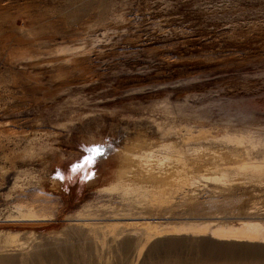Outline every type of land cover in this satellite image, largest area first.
<instances>
[{"label": "rangeland", "instance_id": "1", "mask_svg": "<svg viewBox=\"0 0 264 264\" xmlns=\"http://www.w3.org/2000/svg\"><path fill=\"white\" fill-rule=\"evenodd\" d=\"M171 143L191 162L264 157V0H0V259L264 264V245L209 236L157 238L142 251L136 236L121 249L127 237L106 227L116 217L264 223L261 174L198 180L146 212L130 192H107L128 153L163 156ZM89 148L102 155L73 172ZM19 205L47 220L7 221ZM12 233H23L15 244Z\"/></svg>", "mask_w": 264, "mask_h": 264}, {"label": "bare ground", "instance_id": "2", "mask_svg": "<svg viewBox=\"0 0 264 264\" xmlns=\"http://www.w3.org/2000/svg\"><path fill=\"white\" fill-rule=\"evenodd\" d=\"M221 140L224 144L226 143L229 146L231 145L237 148L243 147L244 143L243 138L238 137L225 136ZM161 149L163 150V156H154V152L152 151H149V153L143 151L128 153L126 155L128 158L124 162V165L116 170L115 183L106 186L107 192H116L120 189L130 192L141 199L142 204H139L146 212L151 206L157 208L170 207L173 202V195L180 189V186L193 185L198 180L205 179L207 182L216 185H224L226 183H232L234 178H241L243 174L252 173L264 175V157L261 161L252 162L250 159L249 161L240 160L239 156L230 153L232 151H226L212 158L210 156L211 160L209 159L210 161L208 163L198 162L196 160H192L191 162L172 143L163 144ZM245 151L248 152V150ZM199 152L201 151L199 150ZM160 154L162 155V153ZM196 155L198 154L196 153ZM122 156L124 157V155ZM231 162H235V167L233 168L235 171L232 177L226 173L232 169L230 166L226 167ZM252 208L254 207L250 209L252 210ZM15 209L16 215L9 216L7 221L32 223L47 220L44 216L39 215L32 205H19ZM252 213L249 211L248 214ZM220 219H224V217L204 219L200 223H189L188 225H175V223L163 224L157 221L159 219L155 220L149 217H116L111 219L110 221L112 223L106 227L110 228V231L114 232L116 236L127 237L120 244L122 250H126L128 244L135 242L136 236L139 237V251H142L148 244L147 242L151 240L182 235L196 237L209 236L217 242L264 245V223L258 221L255 217L247 216L242 219H236V224H233V222H217ZM132 221L139 222L133 223ZM86 222V220H83L84 225H86ZM137 225H140L141 228L136 232V229L134 230L133 228ZM22 234H8L6 238L7 243H17ZM154 249V251H157L158 247L156 246ZM6 263L11 264L7 258L0 259V264Z\"/></svg>", "mask_w": 264, "mask_h": 264}, {"label": "snow or ice", "instance_id": "3", "mask_svg": "<svg viewBox=\"0 0 264 264\" xmlns=\"http://www.w3.org/2000/svg\"><path fill=\"white\" fill-rule=\"evenodd\" d=\"M87 151L91 153V155L85 156L79 163L73 165L72 167L73 172L80 171L86 167H90L93 164L96 156L102 155V151L100 148H89L87 149ZM58 178H62V177H58Z\"/></svg>", "mask_w": 264, "mask_h": 264}]
</instances>
